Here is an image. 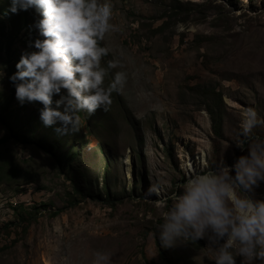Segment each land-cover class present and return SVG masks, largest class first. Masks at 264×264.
Masks as SVG:
<instances>
[{
    "label": "rangeland",
    "instance_id": "rangeland-1",
    "mask_svg": "<svg viewBox=\"0 0 264 264\" xmlns=\"http://www.w3.org/2000/svg\"><path fill=\"white\" fill-rule=\"evenodd\" d=\"M110 2L118 30L100 41L101 64H120L104 82L122 70L126 83L107 111L81 112L80 130L60 135L7 79L34 50L38 14H5L0 0V264H91L93 250L111 264H214L204 239L162 248L152 234L190 169L246 150L243 108L264 118V0ZM158 180L164 190L149 194Z\"/></svg>",
    "mask_w": 264,
    "mask_h": 264
},
{
    "label": "clouds",
    "instance_id": "clouds-1",
    "mask_svg": "<svg viewBox=\"0 0 264 264\" xmlns=\"http://www.w3.org/2000/svg\"><path fill=\"white\" fill-rule=\"evenodd\" d=\"M29 8L38 14L33 22L38 38L26 42L34 50L22 52L7 77L14 99L19 105L39 102L43 126L56 125L53 130L60 135L76 133L80 113L107 111L112 93L127 80L126 72L117 70L104 82L120 64L118 59L101 64L109 48L100 41L118 30L111 22L113 6L110 0H9L5 14ZM262 126L256 109L244 107L236 144L246 150L231 163L220 159L212 167L189 170L152 234L160 247L204 239L214 264H237V257L264 264V198L256 195L264 184V135L253 131ZM166 183H153L149 194L160 193ZM91 264H111L110 254L93 250Z\"/></svg>",
    "mask_w": 264,
    "mask_h": 264
},
{
    "label": "trees",
    "instance_id": "trees-1",
    "mask_svg": "<svg viewBox=\"0 0 264 264\" xmlns=\"http://www.w3.org/2000/svg\"><path fill=\"white\" fill-rule=\"evenodd\" d=\"M213 121H214V119H213V117H211V122L213 123ZM213 126V125H212ZM218 129H214V132L216 133V134H218ZM54 214H56V213H54Z\"/></svg>",
    "mask_w": 264,
    "mask_h": 264
},
{
    "label": "bare ground",
    "instance_id": "bare-ground-1",
    "mask_svg": "<svg viewBox=\"0 0 264 264\" xmlns=\"http://www.w3.org/2000/svg\"><path fill=\"white\" fill-rule=\"evenodd\" d=\"M125 162H129V161L127 160V161H125Z\"/></svg>",
    "mask_w": 264,
    "mask_h": 264
}]
</instances>
